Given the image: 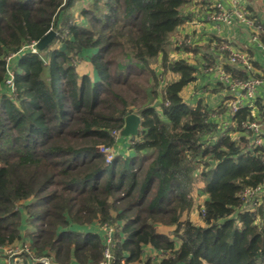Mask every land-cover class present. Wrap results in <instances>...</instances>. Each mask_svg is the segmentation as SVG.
Returning a JSON list of instances; mask_svg holds the SVG:
<instances>
[{
	"label": "trees",
	"instance_id": "1",
	"mask_svg": "<svg viewBox=\"0 0 264 264\" xmlns=\"http://www.w3.org/2000/svg\"><path fill=\"white\" fill-rule=\"evenodd\" d=\"M78 1L0 0V246L24 247L20 264H100L107 245L98 227L107 225L109 264H264V197L250 208L239 195L264 185V144L249 147L254 136L241 126L263 121L264 108L230 115L232 94L215 110L182 97L209 66L168 58L187 0H91L74 19ZM51 28L57 35L42 50L24 47ZM158 56L160 73L177 75L160 90ZM74 57L93 75L80 74ZM222 64L235 77H264ZM130 113L140 117L130 153L114 152ZM99 146L114 152L110 162ZM198 182L203 225L183 217ZM157 225L173 226L172 237Z\"/></svg>",
	"mask_w": 264,
	"mask_h": 264
},
{
	"label": "crops",
	"instance_id": "2",
	"mask_svg": "<svg viewBox=\"0 0 264 264\" xmlns=\"http://www.w3.org/2000/svg\"><path fill=\"white\" fill-rule=\"evenodd\" d=\"M214 1L215 0H187L182 9L183 14L187 16V19L176 28L170 37V42L174 43L175 40H178L177 38H189L190 44L179 46V44L175 43L174 46H172V50L168 51L169 60L185 58L190 63L196 64L199 67H201V65H205L206 63H221L224 61L226 55L224 56V53L220 51L218 46L221 42L226 41L232 50L246 51L251 58L253 71L261 74V71L264 69V53L257 45V42L251 40V30L245 24L236 21L231 25H225L223 23H217L207 19L206 16L211 9V4ZM221 1L225 6H228L230 3V0ZM240 2L245 6L247 13L250 16L264 22V0H240ZM185 47H196L198 50L195 52L193 49L187 50ZM195 60L197 61L196 63ZM237 67L241 68L239 66ZM153 68L157 74L160 73V70H163L160 56L157 57ZM86 72H88L87 74L89 75H93L91 66L90 70L85 71V73ZM162 73L163 72L160 74ZM164 73L168 74L167 76L169 81L177 78V75L170 70H166ZM217 80L216 74L213 71L211 72L209 70L207 72L206 69H201L195 81L184 87L181 91V95L191 105H194L199 98H203L204 103L207 104L210 109L215 110L222 103L226 95L225 89H221L217 86ZM159 100L160 98L158 101ZM155 103H157V100ZM245 104H248L251 107L253 114H258L257 109L259 110L260 106L264 108V85L257 86L256 92L251 101H245ZM256 104L258 107L255 106ZM212 116L213 119H216L218 122L222 121L224 125L229 122L227 113L221 116L213 113ZM258 119L260 118L258 117ZM259 123L261 124L262 137L264 141V120ZM129 141V137L126 136L125 145L120 147L117 145L114 150L118 153L129 154ZM202 185L203 184L201 182H198L194 186L192 191L193 205L189 211H185L183 213L184 218H189L196 225H203L202 219L197 214L195 208H193L194 205L197 206L206 198L204 194H198V188L202 187ZM196 197H201V199L197 201ZM192 215H195L196 218L198 216L200 220L197 219V222H195L191 217ZM25 228H28V224ZM172 228L173 226L157 225V230L159 232L167 234L170 237H172L170 233ZM92 229L95 230L97 228L91 225L89 230ZM146 252L151 257H157L159 254V251L151 248L150 246H146ZM202 264L207 263L204 262Z\"/></svg>",
	"mask_w": 264,
	"mask_h": 264
},
{
	"label": "built area",
	"instance_id": "3",
	"mask_svg": "<svg viewBox=\"0 0 264 264\" xmlns=\"http://www.w3.org/2000/svg\"><path fill=\"white\" fill-rule=\"evenodd\" d=\"M207 19L223 23L225 25H231L233 22H239L245 24L250 31V38L252 41L257 42V45L264 53V44L261 43L258 39V32L264 30L263 23H256L253 17H250L247 13L245 6L240 2V0H230L228 6H225L221 0H215L211 4V11L207 14ZM183 41L190 44L189 38H182ZM35 43L32 42L25 48H30L32 51H35ZM219 49L225 53L227 61L234 65L239 66L243 70L253 71V65L249 54L243 50H232L229 47L228 42L223 41L219 44ZM11 56H14L12 54ZM9 56L7 60L11 57ZM207 70L214 71L217 79L223 84L226 93L232 94L234 98L226 101L227 108L230 115H233L238 108L246 105L245 101H251L252 97L256 92V87L259 85H264V77L262 76H253L250 78H239L229 74L223 67L222 62L212 64V67H208ZM13 74L12 71H9V77L6 79L8 86H13ZM13 90V87L10 88ZM241 126L244 130L249 131L251 135L254 136V139L248 144L249 147L261 146L264 144L262 137L261 124L257 120L243 121ZM115 132H113L114 134ZM98 150L106 154V162H110L113 156V152L110 148L99 146ZM262 161L264 163V155L262 156ZM240 197L247 204L248 207L254 208L262 202L264 197V185H257L254 187H244L240 192ZM102 230V235H104V241L107 245V248L104 251V261L100 264H109L111 259V254L109 250V244L111 243V234L113 227L102 225L100 229ZM101 231V230H100ZM43 264H51L46 257H41L38 259ZM123 264V261H121Z\"/></svg>",
	"mask_w": 264,
	"mask_h": 264
},
{
	"label": "rangeland",
	"instance_id": "4",
	"mask_svg": "<svg viewBox=\"0 0 264 264\" xmlns=\"http://www.w3.org/2000/svg\"><path fill=\"white\" fill-rule=\"evenodd\" d=\"M91 0H84V1H78V2H76L75 3V5L73 6V8L71 9V12H72V16H73V18L74 19H77V18H79V15L77 14V13H79V11H80V8L81 7H83V6H86L89 2H90ZM78 15V16H77ZM52 30H54L55 28H51ZM54 31H56V29L54 30ZM57 33V32H56ZM64 35V34H63ZM56 37V36H55ZM178 40H175L174 41V43H171L170 42V40H169V44L167 45V49H168V51H171L172 50V46H174V44L176 43V44H179V46H183V45H189V43H187V42H185V41H183V39L182 38H177ZM189 41H190V39H189ZM54 43H60V41H58V40H55L54 41ZM57 44V45H58ZM172 44V45H171ZM74 60H73V62H74V64H75V66H76V70L80 73V74H87L88 72H86L85 73V71H88V70H90V66H89V64H88V62L86 61V60H84V59H79V57L77 58V57H74L73 58ZM155 62L156 61H154L152 64H151V66H152V68H153V66H154V64H155ZM197 61L195 60V63H196ZM208 67H212V64H209V66ZM207 70V69H206ZM84 71V72H83ZM209 70H207V72H208ZM212 72V71H211ZM214 72V71H213ZM215 73V72H214ZM145 75V74H144ZM144 75H142L143 77H141L140 79H139V81H140V83H144V84H147V75L146 76H144ZM168 74H166V73H162V74H159L158 75V79H159V83H160V85L158 86L159 87V90L161 89V87H162V85H163V83L164 82H166V81H169L168 80V76H167ZM154 81L155 80H153V82H152V84H154ZM148 85V84H147ZM128 94H130V92L128 93ZM184 95H185V93H184ZM155 103V102H154ZM114 137L116 138L117 137V132H115L114 134ZM118 139H117V141H116V146H115V148L117 147V145L120 147V146H124L125 145V142H126V136H125V138H120V137H117ZM114 152H116L115 150H114ZM113 152V153H114ZM197 196V195H196ZM197 198V201L198 200H200L201 199V197H196ZM196 205H194L193 206V208H195V210L197 211V214L199 215V211H198V207L196 208L195 207ZM200 216V215H199ZM192 217V219L195 221V222H197V219L198 220H200L199 218H198V216H197V218L195 217V215H192L191 216ZM24 227H26V225L25 224H23L22 225V229H23V231L22 232H24V234L26 233V232H28V231H30L31 230V227L30 226H28V228H25L24 229ZM98 229H100L99 227H98ZM101 230V232H102V230H104V228H102V229H100ZM25 250V248L24 247H22V246H19V243H13V244H8V245H5V246H0V264H20L19 262H21L22 260H23V255L25 254L24 251ZM152 258H154V257H152Z\"/></svg>",
	"mask_w": 264,
	"mask_h": 264
},
{
	"label": "water",
	"instance_id": "5",
	"mask_svg": "<svg viewBox=\"0 0 264 264\" xmlns=\"http://www.w3.org/2000/svg\"><path fill=\"white\" fill-rule=\"evenodd\" d=\"M57 35L56 31L49 29L38 41L35 43L36 50H42L46 45H48ZM65 47L62 44L61 49ZM140 124V117L135 113H130L124 118V125L120 130V134L133 139L138 131Z\"/></svg>",
	"mask_w": 264,
	"mask_h": 264
}]
</instances>
